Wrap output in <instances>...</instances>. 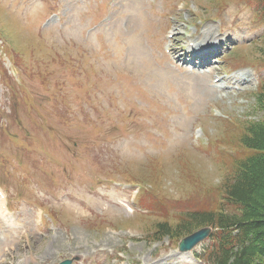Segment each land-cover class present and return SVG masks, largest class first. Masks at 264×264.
<instances>
[{"label":"rangeland","instance_id":"374dc122","mask_svg":"<svg viewBox=\"0 0 264 264\" xmlns=\"http://www.w3.org/2000/svg\"><path fill=\"white\" fill-rule=\"evenodd\" d=\"M181 1L176 10L179 0H0V40L27 91L5 87L0 72V180L12 211L0 217V264H202L207 241L182 254L178 237L151 235L159 221L224 204L239 149L232 139L228 157L196 149L194 128L204 124L221 150L226 129L207 118L211 105L264 119L255 96L264 22L255 1ZM168 29L183 44H225L192 71L156 53ZM214 75L241 78L243 89L218 91ZM128 181L145 186L136 203ZM139 198L161 213L141 212Z\"/></svg>","mask_w":264,"mask_h":264},{"label":"trees","instance_id":"16d2710c","mask_svg":"<svg viewBox=\"0 0 264 264\" xmlns=\"http://www.w3.org/2000/svg\"><path fill=\"white\" fill-rule=\"evenodd\" d=\"M258 3L264 17V0ZM262 41L264 60V36ZM256 98L264 105V81ZM241 124L239 131L232 132L239 151L231 161L232 175L221 188L224 204L187 211L174 225L157 222L152 241L179 239L209 224L217 228L212 234L216 243L208 255L209 264H264V119H245Z\"/></svg>","mask_w":264,"mask_h":264},{"label":"water","instance_id":"95a60500","mask_svg":"<svg viewBox=\"0 0 264 264\" xmlns=\"http://www.w3.org/2000/svg\"><path fill=\"white\" fill-rule=\"evenodd\" d=\"M210 232V228L203 227L194 233L182 238L178 243V250H188L197 242L205 238ZM70 261L61 262L60 264H69Z\"/></svg>","mask_w":264,"mask_h":264},{"label":"bare ground","instance_id":"6f19581e","mask_svg":"<svg viewBox=\"0 0 264 264\" xmlns=\"http://www.w3.org/2000/svg\"><path fill=\"white\" fill-rule=\"evenodd\" d=\"M177 47H180V45L178 44ZM190 47H191V53L190 54L187 52L185 54H180L179 56H181V58H187L189 55L197 54L196 50L200 49V50H202L200 52V54L202 56H205L208 58L215 52V50H218V48H219L216 44H205V45L201 46V43L198 41H194L192 43V45H190ZM196 47H197V49H196Z\"/></svg>","mask_w":264,"mask_h":264}]
</instances>
